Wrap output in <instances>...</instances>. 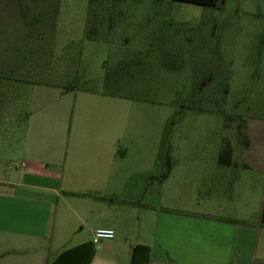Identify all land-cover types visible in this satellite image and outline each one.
I'll list each match as a JSON object with an SVG mask.
<instances>
[{
    "label": "rangeland",
    "instance_id": "obj_1",
    "mask_svg": "<svg viewBox=\"0 0 264 264\" xmlns=\"http://www.w3.org/2000/svg\"><path fill=\"white\" fill-rule=\"evenodd\" d=\"M38 13L43 18L33 20ZM88 29L96 40L85 38ZM121 60L142 62L127 91L144 101L87 95L104 92V64ZM0 76L23 86L21 96L0 104V166L8 173L17 174L26 144L37 154L50 142L72 156L75 141L100 128L99 106L83 98L106 100L120 174L147 173L136 179L147 183L171 173L163 198L161 183L145 185L148 203L261 217L264 0H219L214 8L172 0H0ZM227 142L235 147L230 168L218 164Z\"/></svg>",
    "mask_w": 264,
    "mask_h": 264
},
{
    "label": "crops",
    "instance_id": "obj_2",
    "mask_svg": "<svg viewBox=\"0 0 264 264\" xmlns=\"http://www.w3.org/2000/svg\"><path fill=\"white\" fill-rule=\"evenodd\" d=\"M43 16L38 13L32 19L37 21ZM114 16L112 12L110 27L116 23ZM44 19H50L49 15ZM22 89L16 87L13 101L21 96ZM59 90L67 88L59 86ZM86 94L116 98L104 92ZM83 101L99 106L100 128L75 141L72 156L64 152L63 146L55 150L50 142H44L43 148L37 147V154L30 152L26 144L24 162L16 165L17 174L8 173L1 163L0 264H51L62 252L87 242L96 248L91 264H130L133 248L139 244L150 246L149 264H264L261 217L252 222L242 215L200 212L181 205L167 206L162 201L148 203L145 185L157 187L161 183L163 198L171 173L151 176L147 183L136 181L147 179V173L120 174L111 105L106 100ZM105 116L107 122L100 124ZM101 129L108 132L102 133ZM243 143L251 146L249 140ZM231 147L234 154L235 147ZM220 158L218 164L227 168L235 161V155L231 160ZM68 193L92 196L70 197ZM226 218L249 225L224 221ZM101 228L113 230L114 239L97 243L94 234ZM85 230L88 236L83 234Z\"/></svg>",
    "mask_w": 264,
    "mask_h": 264
},
{
    "label": "trees",
    "instance_id": "obj_3",
    "mask_svg": "<svg viewBox=\"0 0 264 264\" xmlns=\"http://www.w3.org/2000/svg\"><path fill=\"white\" fill-rule=\"evenodd\" d=\"M177 2L189 3L193 5H199L204 7H216L218 5L219 0H172ZM90 22L93 21L92 14L89 15ZM85 38L87 40H96L93 36L90 29H88ZM141 61H132L131 60H121L114 62V64L109 65L108 62L104 64L106 77H105V89L104 93L110 97L123 98L127 100H139L144 101L143 99L130 98L132 92H128L127 90H132L136 87V83L134 80V75L132 73L134 66L141 65ZM133 75V76H132ZM13 82H6V78L0 76V104H3L5 101L4 98H8L10 96L13 101V96L8 92H12L14 95L15 87ZM18 87V86H17ZM5 88V89H4ZM7 90V91H6ZM6 91V92H5ZM233 155V148L231 144L227 142L225 144V148L220 154L222 161L225 158L226 160H231ZM220 158V159H221ZM222 165H230L220 161ZM70 197H91V194H79V193H68ZM171 212L181 213L180 211L172 210ZM224 221H228L237 225H249L245 221L237 220V219H224ZM261 226L264 227V199L261 210V218H260ZM150 254L151 248L148 245L139 244L133 248L130 264H149L150 263ZM96 255V248L92 242H87L77 247L68 249L62 252L51 264H91L94 257Z\"/></svg>",
    "mask_w": 264,
    "mask_h": 264
},
{
    "label": "built area",
    "instance_id": "obj_4",
    "mask_svg": "<svg viewBox=\"0 0 264 264\" xmlns=\"http://www.w3.org/2000/svg\"><path fill=\"white\" fill-rule=\"evenodd\" d=\"M115 237V232L110 229H97L94 234L95 241L97 243L103 240H112Z\"/></svg>",
    "mask_w": 264,
    "mask_h": 264
}]
</instances>
